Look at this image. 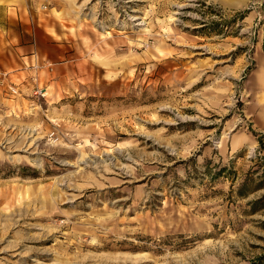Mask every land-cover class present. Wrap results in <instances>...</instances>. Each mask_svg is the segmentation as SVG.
Segmentation results:
<instances>
[{
	"label": "rangeland",
	"instance_id": "1",
	"mask_svg": "<svg viewBox=\"0 0 264 264\" xmlns=\"http://www.w3.org/2000/svg\"><path fill=\"white\" fill-rule=\"evenodd\" d=\"M5 1L0 55L33 61L0 69V264L260 251L264 0Z\"/></svg>",
	"mask_w": 264,
	"mask_h": 264
},
{
	"label": "crops",
	"instance_id": "2",
	"mask_svg": "<svg viewBox=\"0 0 264 264\" xmlns=\"http://www.w3.org/2000/svg\"><path fill=\"white\" fill-rule=\"evenodd\" d=\"M0 2H1L0 3V21L2 23V24L0 23V29L5 30L4 29L5 28L4 23L7 22V20L10 18V15H14V16L17 15V12H16V7L4 5V2H6L5 0L0 1ZM70 3H71V1H70ZM13 39H15V37H13ZM20 39H21V36L19 35L18 41ZM10 42H12V39L9 38L8 35H6L5 31H0V49H5L6 45ZM19 47H21V46H17L14 48L15 55L10 50H7L9 55H7V54L0 55V69L4 70V71H11L12 73L9 75H15L17 77L16 79H20V81L18 83H20L21 86H23V84H22L23 76L20 75V72L23 71L22 69L26 65V63L28 65L29 63H31L33 61V59H32V55L26 56L29 58L28 60H25L23 57H20L17 53V50H16ZM19 88L22 90V88L20 86H19ZM4 99L7 100V98H4Z\"/></svg>",
	"mask_w": 264,
	"mask_h": 264
},
{
	"label": "built area",
	"instance_id": "3",
	"mask_svg": "<svg viewBox=\"0 0 264 264\" xmlns=\"http://www.w3.org/2000/svg\"><path fill=\"white\" fill-rule=\"evenodd\" d=\"M7 72L0 71V104L4 98H15L21 95L18 86L12 83L8 78ZM32 95L45 97L46 91L42 88H35L32 90Z\"/></svg>",
	"mask_w": 264,
	"mask_h": 264
},
{
	"label": "trees",
	"instance_id": "4",
	"mask_svg": "<svg viewBox=\"0 0 264 264\" xmlns=\"http://www.w3.org/2000/svg\"><path fill=\"white\" fill-rule=\"evenodd\" d=\"M246 12L247 11L240 12L239 13L240 17L243 18ZM262 48L264 50V37H263V42H262ZM240 194L244 195V193H240ZM262 198H264V196ZM262 198L256 199L254 201H250V205L252 206V211H257L263 207V205H258V203H260ZM230 264H264V245L260 246V251L258 253H256L255 255H253L252 257L248 259H245L242 263L235 262V263H230Z\"/></svg>",
	"mask_w": 264,
	"mask_h": 264
}]
</instances>
